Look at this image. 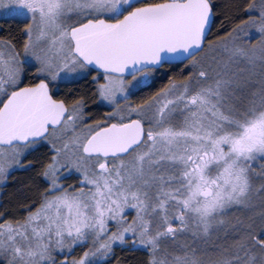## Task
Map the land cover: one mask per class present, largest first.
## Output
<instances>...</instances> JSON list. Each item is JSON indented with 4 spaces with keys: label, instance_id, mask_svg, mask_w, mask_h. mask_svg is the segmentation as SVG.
I'll return each instance as SVG.
<instances>
[{
    "label": "snow or ice",
    "instance_id": "obj_1",
    "mask_svg": "<svg viewBox=\"0 0 264 264\" xmlns=\"http://www.w3.org/2000/svg\"><path fill=\"white\" fill-rule=\"evenodd\" d=\"M0 20V191L33 174L0 206V264H264V0H0Z\"/></svg>",
    "mask_w": 264,
    "mask_h": 264
},
{
    "label": "trees",
    "instance_id": "obj_2",
    "mask_svg": "<svg viewBox=\"0 0 264 264\" xmlns=\"http://www.w3.org/2000/svg\"><path fill=\"white\" fill-rule=\"evenodd\" d=\"M233 2L234 0H216V3L220 9H224L225 5ZM219 19H223V17H220ZM17 23V21L12 20L7 21L6 23L3 20H0V24H3L6 28L9 25H11L12 28H16ZM163 82L166 81H161L159 79L156 80L154 84L143 88L142 92L139 93V95H145L147 93L155 91ZM67 87L73 88L75 90H86L88 86L87 84H85V82L80 81L77 84L68 85ZM62 90H66L64 86H62ZM14 175L16 179L10 181L9 184L4 187V189L1 191L0 206H7L9 208H13L18 203L23 202L26 196H30L33 194L32 192H29L26 188V185H28L32 180L33 174L20 171L15 173ZM117 254L120 256L122 264H142L144 258L143 253L138 251L134 252L128 249L121 251L119 248H117Z\"/></svg>",
    "mask_w": 264,
    "mask_h": 264
},
{
    "label": "rangeland",
    "instance_id": "obj_3",
    "mask_svg": "<svg viewBox=\"0 0 264 264\" xmlns=\"http://www.w3.org/2000/svg\"><path fill=\"white\" fill-rule=\"evenodd\" d=\"M0 194H1V191H0Z\"/></svg>",
    "mask_w": 264,
    "mask_h": 264
},
{
    "label": "flooded vegetation",
    "instance_id": "obj_4",
    "mask_svg": "<svg viewBox=\"0 0 264 264\" xmlns=\"http://www.w3.org/2000/svg\"><path fill=\"white\" fill-rule=\"evenodd\" d=\"M162 71H164V70H162Z\"/></svg>",
    "mask_w": 264,
    "mask_h": 264
}]
</instances>
